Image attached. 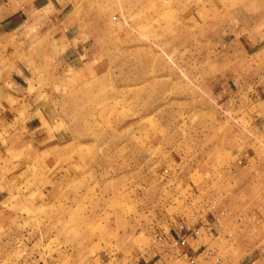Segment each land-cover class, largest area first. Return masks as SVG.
<instances>
[{"label":"rangeland","instance_id":"rangeland-1","mask_svg":"<svg viewBox=\"0 0 264 264\" xmlns=\"http://www.w3.org/2000/svg\"><path fill=\"white\" fill-rule=\"evenodd\" d=\"M17 1L0 264H146L179 222L253 251L224 202L252 155L264 224V0Z\"/></svg>","mask_w":264,"mask_h":264},{"label":"crops","instance_id":"crops-1","mask_svg":"<svg viewBox=\"0 0 264 264\" xmlns=\"http://www.w3.org/2000/svg\"><path fill=\"white\" fill-rule=\"evenodd\" d=\"M25 1L30 6L34 7L35 3H42L45 0H22ZM54 1V0H53ZM48 0H46V3ZM18 1L17 0H0V84H11L13 85V37L15 33L19 31L23 24L22 14L18 11ZM2 87V86H1ZM6 99L13 100V91L10 93H5ZM4 97V98H5ZM9 113L10 118L6 121L5 116ZM0 138L3 135H13V107L11 111H7L4 107L0 109ZM254 157L248 156L244 159L246 163L239 173H246L248 178L243 189L237 188L234 190L233 199H227L224 202L226 207H229L237 216L235 223L229 224L228 227L234 228L237 232H242V229L248 230V232L253 233L256 238L254 250L250 251L247 255H242L238 251L233 250L228 245L227 241L229 239H224L222 235L226 232V226L223 225L222 228H215L214 233L216 235H206L203 234L196 238L188 241V244L177 249L175 252L166 253L165 251L159 250L158 248L147 256L142 258L147 262L146 264H189L188 259L193 258L194 264H217L215 258L218 257L222 260L219 264H264V224H260L258 221L253 222V217L256 213L258 217V207L254 210L252 207L245 210L246 203L250 199V194L246 196L243 192H250L251 183L253 182V173H251V167L254 165ZM264 195V191L260 193ZM13 195V193L11 194ZM230 205V206H229ZM249 206V204L247 205ZM11 207H13L11 205ZM263 211V210H262ZM249 212V218H247L248 224L243 223V219L246 217L244 213ZM241 216H244L241 217ZM264 216V211H263ZM248 217V216H247ZM259 223V224H258ZM214 224V223H213ZM221 224V223H220ZM219 224V227L221 226ZM176 225H174V231L171 235V239L176 236ZM189 229V227H187ZM0 241H2L0 237ZM2 243V242H1Z\"/></svg>","mask_w":264,"mask_h":264},{"label":"built area","instance_id":"built-area-1","mask_svg":"<svg viewBox=\"0 0 264 264\" xmlns=\"http://www.w3.org/2000/svg\"><path fill=\"white\" fill-rule=\"evenodd\" d=\"M240 162L241 161H239L238 163L240 164ZM208 230H210V227H207V231ZM200 234L201 231L199 227L188 229L185 223L179 222L176 225V236L168 241L169 246H171L173 248V252H175L177 249L185 247L188 244L189 240L198 238ZM157 241L167 243V240H165V238L162 236H158ZM188 262L189 264H194L195 261L193 258H189ZM215 262L218 263V260H216ZM24 264H33V262L31 260H27V262H25Z\"/></svg>","mask_w":264,"mask_h":264}]
</instances>
